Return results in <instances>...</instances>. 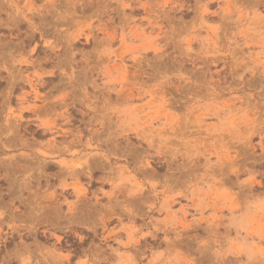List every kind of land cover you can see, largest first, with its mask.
<instances>
[{
	"label": "rangeland",
	"instance_id": "374dc122",
	"mask_svg": "<svg viewBox=\"0 0 264 264\" xmlns=\"http://www.w3.org/2000/svg\"><path fill=\"white\" fill-rule=\"evenodd\" d=\"M0 264H264V0H0Z\"/></svg>",
	"mask_w": 264,
	"mask_h": 264
},
{
	"label": "bare ground",
	"instance_id": "6f19581e",
	"mask_svg": "<svg viewBox=\"0 0 264 264\" xmlns=\"http://www.w3.org/2000/svg\"><path fill=\"white\" fill-rule=\"evenodd\" d=\"M53 200V199H52ZM190 230V229H189Z\"/></svg>",
	"mask_w": 264,
	"mask_h": 264
}]
</instances>
